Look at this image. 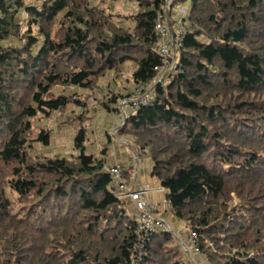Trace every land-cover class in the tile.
I'll return each instance as SVG.
<instances>
[{
	"label": "trees",
	"instance_id": "trees-1",
	"mask_svg": "<svg viewBox=\"0 0 264 264\" xmlns=\"http://www.w3.org/2000/svg\"><path fill=\"white\" fill-rule=\"evenodd\" d=\"M37 1L0 0V264H186L169 233L138 250L105 160L86 153L87 102L77 98L127 62L135 85L154 76L165 0H131L132 29L113 22L120 0ZM184 1L181 72L118 136L149 155L169 212L196 233L207 264H264V0ZM69 105L80 109L68 119L77 157L32 155L51 139L33 123Z\"/></svg>",
	"mask_w": 264,
	"mask_h": 264
},
{
	"label": "crops",
	"instance_id": "crops-1",
	"mask_svg": "<svg viewBox=\"0 0 264 264\" xmlns=\"http://www.w3.org/2000/svg\"><path fill=\"white\" fill-rule=\"evenodd\" d=\"M170 15V21L172 23L179 21L181 18V15L179 17L177 12H173ZM127 68V66H121L119 70H111L107 72L103 78L98 80L94 91L84 89H78L77 91L79 99L87 102V127L92 129L91 138L87 136L86 129V153L94 155V153L88 152L87 142L91 139H95L98 146L96 147V152L100 151V155L95 157L103 158L108 170L113 167H119L122 170V187L130 189L131 191H137L139 189L145 190L147 192L145 194V201L148 205L155 208V215L161 213L162 216H156L163 219L173 231H182L184 233V238L187 239L188 235L184 230L188 225L176 219L169 212L166 191L161 187L158 180L151 175L153 163L149 155L146 152L140 155L136 154L131 148L132 142L128 137L120 135L114 137V134L117 133L116 135H118V131L124 125V118L120 111L121 105L119 108V101L121 98L128 97L129 91L133 90L135 87L132 80V74L135 71L136 66L134 65L131 67L132 70L130 74L128 73L129 69ZM127 73L129 78L125 79ZM112 94L121 97L118 99V103L114 109L118 110V112L112 109L114 105L110 106L111 110L106 109L103 105ZM127 110V117L134 112L133 110L128 114ZM77 111L79 112L80 109L78 108L76 112ZM114 113H117L118 116ZM127 138L129 141L126 140ZM71 140L72 146H74V134L71 136ZM139 163L142 164V168H140ZM133 173L135 174L134 179L124 180L123 177L131 176ZM126 203L130 213L135 215L137 212L134 203L127 199ZM190 253L193 254L192 252Z\"/></svg>",
	"mask_w": 264,
	"mask_h": 264
},
{
	"label": "built area",
	"instance_id": "built-area-1",
	"mask_svg": "<svg viewBox=\"0 0 264 264\" xmlns=\"http://www.w3.org/2000/svg\"><path fill=\"white\" fill-rule=\"evenodd\" d=\"M171 2L172 0L166 2L165 14L159 13L154 27V33L159 41L160 65L154 67V76L150 80L145 84L135 85L132 96L122 100L123 118L127 117V109L136 110L139 106L150 105L154 100L155 88L166 85L169 78L181 72L178 66L177 52L182 45L186 30L179 21L176 24L170 21ZM181 13L186 15V10L182 9ZM108 173L113 180L114 188L118 190L117 197L120 200L128 199L134 203L137 212L134 221L136 223L135 236L138 250L144 248L154 233L161 231L171 234L179 244L183 255L195 264L193 257L200 256L197 249L196 233L190 227H186L184 231L187 232L188 237L184 240L182 231H173L163 219L155 215V208L145 201V194L147 193L145 190L129 191L122 187V170L119 167L110 168Z\"/></svg>",
	"mask_w": 264,
	"mask_h": 264
},
{
	"label": "rangeland",
	"instance_id": "rangeland-1",
	"mask_svg": "<svg viewBox=\"0 0 264 264\" xmlns=\"http://www.w3.org/2000/svg\"><path fill=\"white\" fill-rule=\"evenodd\" d=\"M167 1L168 0H165V5H166ZM25 2L30 3V4H36L39 1H37V0H25ZM99 2H102V1L101 0H91V5L96 6ZM171 4H172V6L174 5L172 12H174V13L177 12L179 17H180V15L186 16V15H182L181 10L182 9L187 10L189 8V2L188 1H184L183 3H180V2H178V0H172ZM136 12H137V3L136 2L131 1V0H120L119 3H117L115 5L114 11H113V13L120 14V17H116L113 15L114 16L113 22L116 26H122L123 28L132 29L134 27V24L131 20V16L133 14H135ZM177 55H178V52H177ZM123 66L128 67L127 68V69H129L128 73L130 74L131 70H132L131 67H133L134 64L132 62H127L126 64L122 65V67ZM128 73H127V76L125 77V79L129 78ZM122 78H123V76H122ZM125 79H124V81L126 82ZM61 91H62L61 88L57 89V92H61ZM71 91L69 90L68 93H71ZM132 92H133L132 90L129 91V93H128L129 98L132 96ZM128 97L121 98V100L119 101V108H120V105L122 103V100L129 99ZM77 98H79V97L77 96ZM115 108H116V105H114L112 109L114 110ZM77 109H78V107H76L74 105H69L64 111L52 114L50 118L42 120L41 123L38 121L33 123L34 129L38 128L39 125H43L47 129H49L51 132V139H50V145L48 147H42L41 145L35 144V143L32 144V151H31L32 155H35L40 159L55 158V157L56 158L71 159L73 157H77L78 154L74 150V146H72V140H71V136L73 135L74 128H69L70 126L72 127V125L68 124V122H69L68 119L75 120L76 118H78V116H77L78 111L76 112ZM73 110H75V111H73ZM120 111H121V108H120ZM131 111H133V110L128 109L127 113L130 114ZM114 114L116 116H118L117 113H114ZM87 121H88V116H87ZM65 122H67L66 127H65V125H66ZM75 123L77 124V121ZM85 123H87V122L85 121ZM90 128H91V126H90ZM91 133H92V129H89L87 127V136L89 138H91ZM116 134L117 133L114 134V137L115 136L118 137V135H116ZM126 140L129 141L128 138ZM96 147H98V146L96 144L95 139H91L90 141L87 142L88 152L94 153L93 156H99L100 155V151L96 152L97 151ZM139 165H140V168H142V164L139 163ZM134 175L135 174L133 173V175L125 176L123 178H124V180H126V179L131 180V179H134ZM124 189H126V188H124ZM128 190L131 191L130 189H128ZM117 191L118 190H116V192ZM124 200H126V199H124ZM156 215L162 216L161 213H158ZM131 216H132V219L134 220L137 216V213L135 215L131 214ZM184 240H186V239L184 238ZM176 243H177V241H176ZM180 251L179 252L182 255V259H184L186 264H193L190 262V260L185 255H183L182 250H180ZM193 261L195 264H207L205 259L202 256L193 257Z\"/></svg>",
	"mask_w": 264,
	"mask_h": 264
},
{
	"label": "water",
	"instance_id": "water-1",
	"mask_svg": "<svg viewBox=\"0 0 264 264\" xmlns=\"http://www.w3.org/2000/svg\"><path fill=\"white\" fill-rule=\"evenodd\" d=\"M168 17H169V12H168ZM245 33H246V28L245 27L241 28L238 31L233 32V34H232L233 42L237 43L240 40H242L244 38V36H245ZM126 119H127V117L124 118V123H125Z\"/></svg>",
	"mask_w": 264,
	"mask_h": 264
}]
</instances>
